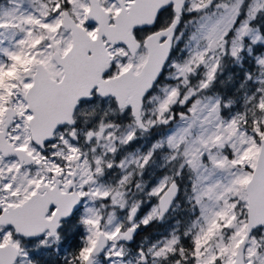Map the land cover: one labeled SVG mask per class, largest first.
Returning a JSON list of instances; mask_svg holds the SVG:
<instances>
[{"label": "snow or ice", "instance_id": "obj_1", "mask_svg": "<svg viewBox=\"0 0 264 264\" xmlns=\"http://www.w3.org/2000/svg\"><path fill=\"white\" fill-rule=\"evenodd\" d=\"M0 264H264V0H0Z\"/></svg>", "mask_w": 264, "mask_h": 264}]
</instances>
